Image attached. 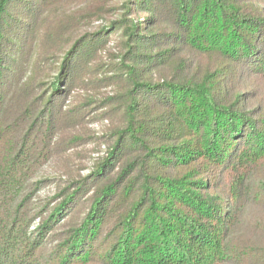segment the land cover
I'll return each mask as SVG.
<instances>
[{
    "label": "trees",
    "instance_id": "1",
    "mask_svg": "<svg viewBox=\"0 0 264 264\" xmlns=\"http://www.w3.org/2000/svg\"><path fill=\"white\" fill-rule=\"evenodd\" d=\"M0 264H264V0H0Z\"/></svg>",
    "mask_w": 264,
    "mask_h": 264
},
{
    "label": "rangeland",
    "instance_id": "2",
    "mask_svg": "<svg viewBox=\"0 0 264 264\" xmlns=\"http://www.w3.org/2000/svg\"><path fill=\"white\" fill-rule=\"evenodd\" d=\"M101 23V21H97L94 22L92 24L93 27H97L99 24ZM108 49L111 50V52L113 53V51L115 50V43H111L108 47ZM101 93L105 96V95H109L110 91L109 88L108 89H103L101 90ZM105 121H107L106 119L103 120H99L98 122H93L91 124L88 125V128L94 133V135L96 137H99L100 135H102V133L104 132V130L108 127V121L107 123H105ZM104 149L105 147L102 146H98V145H93L90 144L88 146H86V150H88V154L89 157L87 158H82L81 155H78L75 157L76 162L78 163L80 160L84 159L83 162L86 165V167H88V169L91 167L93 161L97 160L99 157H101L104 153ZM82 162V163H83ZM81 164V163H80ZM55 163L51 162L49 163L47 166H45L40 175L42 177H53L54 176V171H55ZM86 171H83L82 174H85ZM54 188L53 187H48V188H44L43 190H41L40 192L36 193V196L38 199L42 200L45 197H51V195L53 194Z\"/></svg>",
    "mask_w": 264,
    "mask_h": 264
},
{
    "label": "built area",
    "instance_id": "3",
    "mask_svg": "<svg viewBox=\"0 0 264 264\" xmlns=\"http://www.w3.org/2000/svg\"><path fill=\"white\" fill-rule=\"evenodd\" d=\"M105 123H107V121H105Z\"/></svg>",
    "mask_w": 264,
    "mask_h": 264
}]
</instances>
